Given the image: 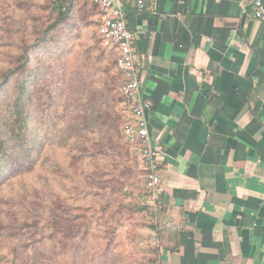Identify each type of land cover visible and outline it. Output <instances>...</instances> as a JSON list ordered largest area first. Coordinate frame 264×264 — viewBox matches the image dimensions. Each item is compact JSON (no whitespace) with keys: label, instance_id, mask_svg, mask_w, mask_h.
<instances>
[{"label":"crops","instance_id":"crops-1","mask_svg":"<svg viewBox=\"0 0 264 264\" xmlns=\"http://www.w3.org/2000/svg\"><path fill=\"white\" fill-rule=\"evenodd\" d=\"M127 18L160 148L157 264H264V22L238 0H154Z\"/></svg>","mask_w":264,"mask_h":264},{"label":"rangeland","instance_id":"rangeland-1","mask_svg":"<svg viewBox=\"0 0 264 264\" xmlns=\"http://www.w3.org/2000/svg\"><path fill=\"white\" fill-rule=\"evenodd\" d=\"M51 1L0 0V64L24 42L35 44L29 53L35 74L29 89L40 99V103L35 101V124L40 137L55 132L50 145L42 148L36 172L47 174L55 213L69 216L66 223L88 221L92 213L95 217L86 231L81 226L78 236L74 237V230L62 239L56 232L49 242H37L39 249L33 256L43 264L51 247L50 264H157L156 247L146 234L154 226L155 212L152 207L137 209L150 204L144 198L139 158L127 149L122 137L120 74L115 55L104 52L97 40L96 0H73L68 21L45 33L53 20ZM43 35L45 40L40 41ZM106 89L120 116V138L113 141V147L97 153L95 146L83 150L73 137L62 140L58 131L75 116L79 98L80 102L91 96L102 100L98 95ZM96 133L86 132L83 146L90 147ZM17 182L13 180L14 191ZM104 207H108L105 212ZM75 214L86 216L74 221ZM13 244L9 237L0 238V247L9 257Z\"/></svg>","mask_w":264,"mask_h":264},{"label":"trees","instance_id":"trees-1","mask_svg":"<svg viewBox=\"0 0 264 264\" xmlns=\"http://www.w3.org/2000/svg\"><path fill=\"white\" fill-rule=\"evenodd\" d=\"M72 8L73 0H52L50 14L53 20L46 27L45 33L68 21ZM96 35L101 49L115 55L112 48L101 45L97 30ZM42 40H45V35L40 39ZM34 45L24 42L9 54L7 62L0 64V238L9 237L14 240L9 248L10 257L0 247V264H38L33 256L39 249L37 242H49L54 239L56 232L62 239L74 230V237L78 236L81 234V226L86 231L95 217V213H92L88 221L66 223L65 219H69V216L64 212L59 216L55 213L47 174L36 172L42 148L50 145L55 132L45 133V137H40L35 124L38 118L35 101L40 103V99L35 97V91L29 89L30 81L35 77L33 68L29 65V53ZM10 84L11 87L6 90ZM98 96L103 99L96 100V96H91L80 102L79 98L75 116L63 125L58 134L62 140L73 137L75 142L80 141L78 145H82L86 151L95 146V151L100 153L104 148L113 147V141L120 138V116L109 100L110 93L107 89ZM121 98L123 102L122 95ZM122 114L121 111V117ZM93 130L98 135L95 142L90 147L83 146L87 141L84 140L85 133ZM124 144L131 152L125 141ZM110 165L113 166L114 162ZM14 179L18 180L16 191L13 190ZM92 182L93 180L89 185ZM5 186L11 190H5ZM107 208H103L104 212ZM150 208L147 204L137 209L151 210ZM80 215L75 214L73 220L86 216ZM46 251L42 261L43 264H50L51 247Z\"/></svg>","mask_w":264,"mask_h":264},{"label":"built area","instance_id":"built-area-1","mask_svg":"<svg viewBox=\"0 0 264 264\" xmlns=\"http://www.w3.org/2000/svg\"><path fill=\"white\" fill-rule=\"evenodd\" d=\"M154 0H96L97 33L101 45L115 52L120 74L119 92L124 97L121 133L132 153L138 156L139 168L144 179L145 199L157 212L160 183L159 146L149 134L147 113L152 106L149 97L141 92L144 57L138 50L135 35L128 26L127 8L140 11ZM245 14L264 22L263 0H238Z\"/></svg>","mask_w":264,"mask_h":264}]
</instances>
